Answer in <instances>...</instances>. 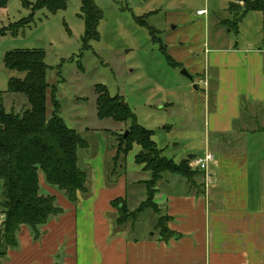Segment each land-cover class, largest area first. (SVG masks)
Listing matches in <instances>:
<instances>
[{"label": "rangeland", "instance_id": "1", "mask_svg": "<svg viewBox=\"0 0 264 264\" xmlns=\"http://www.w3.org/2000/svg\"><path fill=\"white\" fill-rule=\"evenodd\" d=\"M25 1L34 4L37 0ZM93 2L102 18L96 29L98 36L91 40H85L80 0H67L66 9L55 14L46 10L32 14L23 7L22 0H9L4 11L0 9V31L10 24L29 19L14 34L10 30L0 35L2 106L5 113H19L23 107L29 108L24 96L5 93L9 80L22 78V74L4 68V54L23 50L44 53L49 84L46 92L48 114L54 95L61 106L59 116L67 128L76 131L87 143L85 149L77 152L82 170L91 174V162L100 154L111 182L126 179L130 195L129 190L138 182V193L135 189L137 195L129 200L133 211L145 200L144 188L149 173L136 170L139 166L135 164L134 156L140 147L133 145L123 157L120 139L126 138L128 128L135 124L153 133V141L164 157L176 161L177 156L182 155L183 160L187 159L184 146L188 141L178 139H199L203 125V114L195 112L204 99V88L200 81L197 82L201 70L197 46L203 42L212 48L227 44L236 46L239 42L264 47L263 16L257 11L242 16L244 0ZM231 3L235 4L233 11ZM198 10H206V15L197 16ZM226 20L228 25L224 23ZM161 47H166V54L174 61L179 60L183 68L170 67ZM182 70L193 77L197 90L193 89V82L181 74ZM97 86H103L110 97L121 98L130 110V120L117 122L97 118ZM251 142L248 163L254 174L264 170V139L252 138ZM190 154L196 156L191 161L195 164L204 153L192 151ZM192 169L196 170L195 167ZM258 178L264 183L262 176ZM261 194L257 197L264 200V191ZM3 201L0 185V227L4 220ZM154 221L152 211L141 213L137 221L138 232L154 233Z\"/></svg>", "mask_w": 264, "mask_h": 264}, {"label": "crops", "instance_id": "2", "mask_svg": "<svg viewBox=\"0 0 264 264\" xmlns=\"http://www.w3.org/2000/svg\"><path fill=\"white\" fill-rule=\"evenodd\" d=\"M255 46H197V82L207 83L195 109L203 114V125L199 139L178 141H188L187 157L192 151L208 152L214 160L191 183L165 176L156 184L154 233L140 234L138 218L116 223L119 214L112 202L121 199L135 211L141 203L132 211L129 200L140 185L134 183L130 195L126 179L111 182L98 154L91 162L90 193L75 204L39 174L40 194L54 197L62 213L38 227L37 240L21 226L18 247L8 250L0 264H264V183L258 178H264V170L253 174L248 163L251 139H264V47ZM177 157L174 162L180 163L182 155ZM162 218L171 238L159 236Z\"/></svg>", "mask_w": 264, "mask_h": 264}, {"label": "trees", "instance_id": "3", "mask_svg": "<svg viewBox=\"0 0 264 264\" xmlns=\"http://www.w3.org/2000/svg\"><path fill=\"white\" fill-rule=\"evenodd\" d=\"M8 1L0 0V9L6 8ZM244 1L242 16L257 11L262 13L264 19V0ZM80 4L85 40L96 39V29L102 14L93 0H80ZM22 5L32 14L38 10L55 14L66 9L67 0H37L34 4L22 0ZM234 5H230L232 11ZM28 22L29 19H23L10 24L8 28L0 31V35H5L10 30L14 34ZM161 50L170 67L183 68L181 63L166 54V47H161ZM44 58V53L29 50L6 52L3 57L5 69L22 74V78L9 80L5 93L24 96L29 108L23 107L19 113H5L2 106L4 93L0 92V185L4 199L0 258L5 257L8 250L18 247L16 234L21 226L28 227L33 233V239L37 240L40 236L38 227L44 225L49 218L62 213L55 205L54 197L40 194V173L47 185L62 192L70 203L75 204L80 195L86 196L90 193V173L79 167L77 156L78 150L85 149L87 143L76 131L67 128L59 116L61 106L54 95L51 98L52 110L48 114L46 92L49 84L46 80ZM95 92L99 95L98 119H114L117 122L130 120V110L121 98L110 97L103 86H97ZM128 131V136L120 139V152L124 157L133 145L139 146L140 151L135 155L134 162L142 166V172L149 173V180L145 183L146 198L135 211L130 212L126 202L121 199L112 202V207L119 214L116 221L119 226L137 219L145 211H152L154 214L159 212L153 204L154 188L166 175L180 177L191 183L200 178L202 173L192 169L187 159L175 163L174 160L164 157L162 150L153 141L151 131L135 124L130 125ZM166 220L160 219L159 227L156 228L163 239L172 237V233L165 226Z\"/></svg>", "mask_w": 264, "mask_h": 264}, {"label": "built area", "instance_id": "4", "mask_svg": "<svg viewBox=\"0 0 264 264\" xmlns=\"http://www.w3.org/2000/svg\"><path fill=\"white\" fill-rule=\"evenodd\" d=\"M204 14H205V11L197 12V16H203ZM200 85H202V87L206 88V86H207L206 80L205 79L201 80L200 81ZM213 160H214L213 154L207 152V153H205L203 158L196 159L195 160L196 161L195 164H192L191 161H190V164H191L192 168L195 167L197 170H199L201 172H206L207 169H208L209 164L212 163Z\"/></svg>", "mask_w": 264, "mask_h": 264}, {"label": "water", "instance_id": "5", "mask_svg": "<svg viewBox=\"0 0 264 264\" xmlns=\"http://www.w3.org/2000/svg\"><path fill=\"white\" fill-rule=\"evenodd\" d=\"M181 74H182L183 76H185L186 78H188V80H189L190 82H193V77L190 76V75L187 73L186 70H182ZM193 88H194L195 90H197V86L194 85V84H193ZM193 159H194V156H193V155H189V156L187 157V160H189V161H192Z\"/></svg>", "mask_w": 264, "mask_h": 264}]
</instances>
